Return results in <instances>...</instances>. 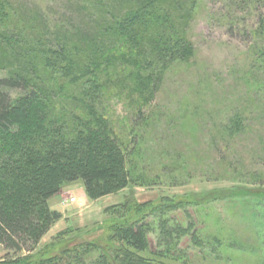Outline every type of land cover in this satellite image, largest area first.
<instances>
[{"label":"rangeland","instance_id":"rangeland-1","mask_svg":"<svg viewBox=\"0 0 264 264\" xmlns=\"http://www.w3.org/2000/svg\"><path fill=\"white\" fill-rule=\"evenodd\" d=\"M167 3L184 9L193 56L168 64L154 98L139 108L137 95L112 84L115 75L101 78L110 88L100 94V109L125 141L127 165L145 181L113 194L114 202L128 196L160 204L149 221L146 257L154 250L165 264H264V0ZM118 7L117 0H0V31L21 37L72 32ZM2 55L5 78L13 68ZM155 70L148 74L158 75ZM10 94L16 100L23 92ZM78 182L52 196L63 218L38 251L53 254L63 242L88 240L93 256L104 252L122 264L114 256L121 243L111 241L109 249L102 239L113 219L127 216L126 208L106 209ZM165 219L169 249L158 236ZM6 253L0 246V261Z\"/></svg>","mask_w":264,"mask_h":264},{"label":"trees","instance_id":"trees-1","mask_svg":"<svg viewBox=\"0 0 264 264\" xmlns=\"http://www.w3.org/2000/svg\"><path fill=\"white\" fill-rule=\"evenodd\" d=\"M117 3L118 9L96 25L72 32L47 36L35 30L21 37L0 31L1 62L13 68L0 78V246L7 251L0 264H115L104 252L93 256L94 243L88 240L63 242L51 255L38 251L63 218L49 200L78 181L92 199L145 185L127 165L125 141L100 109V94L110 88L101 78L115 75L112 84L137 95L138 108L147 106L164 68L194 54L182 7L167 0ZM261 23L264 28V17ZM260 53L261 58L264 48ZM154 66L158 75L148 74ZM12 90L23 94L15 100ZM159 205L127 196L112 207L127 210V216L113 219L102 239L109 249V242L121 243L115 259L165 264L153 254L157 251L143 255L151 246L149 221ZM171 234L166 219L161 221L158 236L166 249L173 244Z\"/></svg>","mask_w":264,"mask_h":264},{"label":"crops","instance_id":"crops-1","mask_svg":"<svg viewBox=\"0 0 264 264\" xmlns=\"http://www.w3.org/2000/svg\"><path fill=\"white\" fill-rule=\"evenodd\" d=\"M79 183V182H78ZM74 184V183H73ZM71 185L70 184V187L71 188H73L72 186H74V185ZM84 186V185H83ZM85 189V188H84ZM84 193H85V196H86V191H84ZM114 195H109V196H106V197H103V198H101V199H99L103 204H105V208L107 209V208H111V207H113V206H117V205H119V204H121V202L120 203H115L114 202V199L113 198H115V197H113ZM98 200V201H99ZM49 204H50V207H51V209L52 210H55V211H58V212H61V213H63V210H62V208H61V204H59V202H57L56 201V199H55V197H52L50 200H49ZM62 220H60L59 222H61ZM58 222V223H59ZM57 223V224H58ZM55 227V226H54ZM53 227V228H54ZM52 228V229H53ZM51 231V230H50Z\"/></svg>","mask_w":264,"mask_h":264},{"label":"built area","instance_id":"built-area-1","mask_svg":"<svg viewBox=\"0 0 264 264\" xmlns=\"http://www.w3.org/2000/svg\"><path fill=\"white\" fill-rule=\"evenodd\" d=\"M75 201V200H74Z\"/></svg>","mask_w":264,"mask_h":264}]
</instances>
